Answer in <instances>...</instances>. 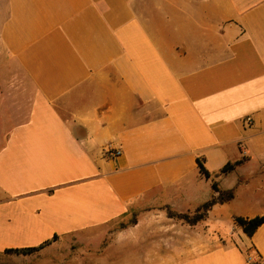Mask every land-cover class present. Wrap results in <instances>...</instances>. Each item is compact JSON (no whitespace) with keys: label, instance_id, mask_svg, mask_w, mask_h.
Masks as SVG:
<instances>
[{"label":"crops","instance_id":"obj_1","mask_svg":"<svg viewBox=\"0 0 264 264\" xmlns=\"http://www.w3.org/2000/svg\"><path fill=\"white\" fill-rule=\"evenodd\" d=\"M253 160L235 188L259 184L264 200V0H0V255L74 238L97 248L134 213L140 229L156 209H196L203 188L210 199L214 180ZM225 203L194 226L217 232ZM257 214H231L203 249L149 257L251 264L254 252L264 264V223L249 236L234 219ZM120 253L142 264L140 249Z\"/></svg>","mask_w":264,"mask_h":264},{"label":"rangeland","instance_id":"obj_2","mask_svg":"<svg viewBox=\"0 0 264 264\" xmlns=\"http://www.w3.org/2000/svg\"><path fill=\"white\" fill-rule=\"evenodd\" d=\"M249 168L245 167L238 169L234 173L229 175H221V178H217L221 185H230L235 188L237 183L241 181L244 174L248 173L247 170L259 169V163L256 160L249 163ZM259 176L249 180V185H254L259 182ZM213 180V179H212ZM250 190L246 189L243 184L240 188H235L237 192V198L234 201L223 204L221 208L222 211V223L220 227L216 230H222L224 233H230V228L233 224L231 214L233 213H244V212H258L264 209V200H263V189L256 184ZM211 195L210 189L203 188L201 190L200 200H207ZM255 202L254 205L249 204V199H252ZM195 210V209H194ZM188 210V211H194ZM169 211L174 212H188V211H176L170 206L164 208L163 211L160 209L154 210L151 216L147 219L151 221L147 222L146 226L136 229L132 228L134 221H136V214H132L130 217L125 218L115 225L108 228L106 231L105 239L98 244L97 248L90 247L88 243L78 242L76 238L72 239L69 242H58V245L52 250H49L45 253H36L31 257L25 258L24 260H13L8 259L7 255H0V264H117L118 260H121L120 256L122 251L127 255L128 252L132 250L140 249L142 252L141 262L142 264H149L156 262V264L163 263L164 259L157 258L153 259L149 257L148 252H156L158 255L160 252L166 250H180L186 249L188 245L189 249L197 250L203 249V245L200 242L204 235H218L217 232H210L209 228L201 224L199 227L190 225L186 221L170 217L168 215ZM213 218V214L211 215ZM220 232V231H219ZM218 232V233H219ZM220 232V233H222ZM115 233L118 236L122 235H140V243L132 242H122L124 239L119 237L116 239ZM110 242H114L110 244ZM183 247V248H182ZM254 253V252H248ZM33 254V253H31ZM146 254V255H145ZM152 254V253H151ZM157 255V256H158ZM101 256H108V258H102ZM124 261H127L126 259Z\"/></svg>","mask_w":264,"mask_h":264},{"label":"trees","instance_id":"obj_3","mask_svg":"<svg viewBox=\"0 0 264 264\" xmlns=\"http://www.w3.org/2000/svg\"><path fill=\"white\" fill-rule=\"evenodd\" d=\"M204 158L199 157V165L200 170L206 174L208 177H210L212 174L211 172L206 168L203 162ZM242 160H237L234 162H228L221 170L220 173H226L231 170H233L237 165H239ZM218 175V174H217ZM213 188L216 191L214 195L208 199L207 201L200 204L194 211H188V212H174L169 211L168 215L170 217H176L179 219H182L189 223L190 225H196L202 220L206 219L208 216L209 210L217 203H225L227 201H230L235 198L236 192L234 188H228L223 189L219 186V183L217 180L213 181ZM234 219L236 223L242 227L244 232L248 234L249 236L253 235L255 231L258 229L260 225L264 223V214H257L252 217L243 216V215H234ZM49 242H46L44 244H41L39 246H33V247H26V248H16V249H8L6 252L9 253H22V254H31L36 251L41 250L44 248Z\"/></svg>","mask_w":264,"mask_h":264},{"label":"built area","instance_id":"obj_4","mask_svg":"<svg viewBox=\"0 0 264 264\" xmlns=\"http://www.w3.org/2000/svg\"><path fill=\"white\" fill-rule=\"evenodd\" d=\"M246 121L248 123H250L252 121V118L250 116H248L246 118ZM105 152L108 156L112 157V158H115L119 155L122 154V148L120 146H116L114 145L113 143H108L106 146H105ZM247 261L251 264H262V260L260 258L257 257V255L255 253H249L247 254Z\"/></svg>","mask_w":264,"mask_h":264}]
</instances>
